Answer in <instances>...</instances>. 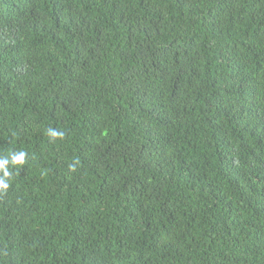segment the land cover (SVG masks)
I'll return each instance as SVG.
<instances>
[{"label":"trees","instance_id":"obj_1","mask_svg":"<svg viewBox=\"0 0 264 264\" xmlns=\"http://www.w3.org/2000/svg\"><path fill=\"white\" fill-rule=\"evenodd\" d=\"M10 150L0 264H264V0H0Z\"/></svg>","mask_w":264,"mask_h":264},{"label":"clouds","instance_id":"obj_2","mask_svg":"<svg viewBox=\"0 0 264 264\" xmlns=\"http://www.w3.org/2000/svg\"><path fill=\"white\" fill-rule=\"evenodd\" d=\"M46 134L50 139L63 140L65 138V132L62 130H57L55 128L49 127L46 130ZM28 153L26 151H9L3 156H0V196L7 193L11 186V181L13 179L12 169L16 166H23L26 163V157ZM80 161L78 159L73 160L68 164V169L71 172H75ZM11 166V167H10Z\"/></svg>","mask_w":264,"mask_h":264}]
</instances>
